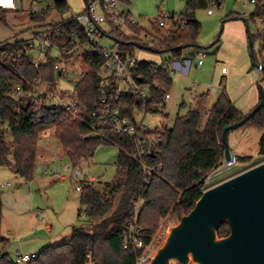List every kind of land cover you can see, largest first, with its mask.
I'll return each mask as SVG.
<instances>
[{
	"label": "trees",
	"instance_id": "trees-1",
	"mask_svg": "<svg viewBox=\"0 0 264 264\" xmlns=\"http://www.w3.org/2000/svg\"><path fill=\"white\" fill-rule=\"evenodd\" d=\"M123 1L130 4V0ZM210 2L221 4L223 0H186L184 10L176 16L185 22L169 28H161L152 22L151 31H148L137 22L128 23L121 48L134 55V48L137 47L134 43H137L141 49L150 52L168 51L174 56L180 55L184 49L181 46H197L201 23L196 19L195 11L207 7ZM252 3L253 10L242 20L247 27L248 38L252 42L260 40V48L263 49L264 0ZM54 6L61 13L67 10L64 0H54ZM4 10L0 8V11ZM32 17L38 18L37 15ZM257 21H261L263 27L255 34L249 33L248 24ZM54 44L69 60L82 58L86 65V75L73 92V97L84 109L83 115L72 118L60 107L41 106L35 111L26 93L15 97V87H26V81L39 72L46 80L56 79L54 61L48 56L38 70L28 61L27 41L1 44L0 166L12 167L20 177L32 179L37 164V141L42 131L52 129L72 167L92 159L99 145L115 144L118 147L116 172L101 187L86 177L77 182L81 186L80 219L72 227L68 241L46 246L37 258L25 264H135L140 250L132 245L123 246L124 231L131 224L144 226V242L148 243L162 219L177 223L201 195L206 176L223 164L225 146L222 130L241 120L250 110L246 113L240 111L225 90L220 92L210 108L207 107V92L196 95L188 112L178 115L171 127L163 125L140 133V137L153 141L152 152L141 161L133 156L134 139L112 133L103 137L93 135V125L99 121L91 114L99 97L97 70L106 57L89 47L84 38L80 41L84 48L81 55L75 53L77 43L69 36L54 40ZM251 58L254 64L264 65V56H260L259 60L251 51ZM260 71L264 80V69ZM131 72L139 83L150 85V98H135L124 91L119 98L111 99L112 104L130 117L137 112L153 111L157 105L163 104L171 82L169 68L164 66V62L140 60ZM112 90V87L108 89L109 95ZM65 96L66 93L61 98ZM247 124L262 131L258 154L264 156V105L240 128ZM230 131L227 132V141ZM239 159L248 162L251 158L237 157V161ZM1 215L0 200V224ZM228 232L227 224H222L218 236H225ZM0 240L5 243L1 233ZM0 252V264H16L4 246Z\"/></svg>",
	"mask_w": 264,
	"mask_h": 264
},
{
	"label": "rangeland",
	"instance_id": "rangeland-1",
	"mask_svg": "<svg viewBox=\"0 0 264 264\" xmlns=\"http://www.w3.org/2000/svg\"><path fill=\"white\" fill-rule=\"evenodd\" d=\"M67 1L74 11L82 10V0ZM185 1L130 0V4L120 3L119 7L130 10L133 19L143 29L151 31L152 22L159 14L173 13L178 16L184 10ZM52 4L53 0H18L16 10L0 11V45L18 40L32 41L36 31L45 25L59 22L67 15L64 12H59ZM253 8L254 5L250 0H223L221 4L210 2L207 7L198 8L195 11V17L201 23V31L197 37V46L184 48L179 56H173L168 51L154 53L139 47L134 48L135 57L141 60L156 63L167 60L170 65L171 82L168 90L170 98L165 102V105H157L153 111L142 114V123L145 126L151 129L163 125L171 127L178 115H185L188 112L194 97L205 92L209 94L208 108L212 106L221 90L226 91L237 108L241 110L246 108L249 96L253 91L257 93V85L262 86L264 81L257 73L258 69L253 65L251 58L252 51L260 60V56H264V48H260V40H255L253 46L249 47L247 27L242 20L243 17L251 13ZM208 9L211 10V13L207 12ZM34 12L38 18L32 17ZM41 12H44L43 16L39 14ZM236 17L237 19L234 20L233 18ZM262 27L261 21L248 24L251 34H255ZM197 52L203 53L201 57L203 64L199 66L197 61L200 57L196 55ZM173 62H178L180 67L185 70L173 67ZM222 67L228 69L225 75L221 72ZM256 83L258 84L256 85ZM60 89L71 90L72 85L66 82ZM261 132L259 128L249 124L230 131L228 144L231 151L238 158L250 157L251 159L248 162L239 159L235 165L221 170L214 175L212 183L264 160V156L258 154V140ZM61 154H63V149L54 136L53 130L42 131L37 141L35 175L41 174V161L45 162L51 159L53 170H56L54 164L57 161L62 166L67 164L68 161L67 159L65 161V157L57 158V156L61 157ZM117 155L118 147L115 144L99 145L95 149L92 159L81 163L82 176L85 174L86 178L96 181V185L101 187L113 178L116 172ZM1 171L0 179H10L14 187L21 179L16 174L5 177L6 175H2ZM68 175L70 176L71 192L79 196L80 193L75 190L77 179L70 172ZM47 194L55 197L54 192L50 190ZM141 205L142 203H140ZM79 217L78 219H80ZM72 219L73 223L77 222L75 214ZM174 224L172 220H161L158 229L152 236L156 250L162 244L170 226Z\"/></svg>",
	"mask_w": 264,
	"mask_h": 264
},
{
	"label": "built area",
	"instance_id": "built-area-1",
	"mask_svg": "<svg viewBox=\"0 0 264 264\" xmlns=\"http://www.w3.org/2000/svg\"><path fill=\"white\" fill-rule=\"evenodd\" d=\"M65 15L59 22L48 24L34 33V39L27 41L28 61L31 66L38 69L41 64L50 56L53 59V68L57 74L56 79L46 80L39 72L37 76L31 80H27L26 87L18 85L14 89V96L18 97L22 93H26L31 98V104L35 111L41 106L60 107L67 112L72 118H79L83 115L84 109L80 102L73 97L75 86L86 75V65L83 59L69 60L55 44L54 40H59L65 36L72 38L77 43L75 53L81 55L84 48L80 45L81 38L85 43L97 52L103 53L106 57L103 64L97 70L99 76L98 87L99 97L98 103L92 111V115L99 119L96 125H93V135L103 137L109 133L125 135L135 140L134 157H138L141 161L143 157L152 152L153 141L151 138L140 137L143 131L152 130L142 123L143 112H137L135 116L130 117L125 114L119 107L112 104L113 98H119L120 94L128 91L135 98H150V85L139 83L132 75L131 69L136 66L141 59L130 54L129 51L121 48V43L125 33L127 32V24H134L132 13L129 10L119 7V0H82V10L74 11L67 0ZM254 0H251L253 2ZM54 6V0L53 4ZM0 8L5 10H16L18 8V0H9L4 2L0 0ZM211 13V10H207ZM36 13L34 12L33 15ZM41 16L44 12L39 13ZM172 13L160 14L154 23L161 28H169L172 25L184 23ZM117 32H116V31ZM199 58L198 64L202 63L201 57L203 53L197 52ZM164 66L169 68L168 62ZM226 68H222L225 72ZM258 70V74H260ZM69 82L72 89H60L64 83ZM113 88L110 95L108 89ZM66 93L64 99L62 95ZM170 98L167 93L164 96L163 104ZM160 105V104H159ZM49 130V129H46ZM83 137V136H82ZM237 163V157L232 153L229 160H224L223 164L212 171L204 179V188L212 185L213 177L221 170L231 167ZM144 164V163H143ZM145 168V164H144ZM66 172H70L77 179V182L85 176H82L80 166L72 167L69 163L65 167ZM9 183H1L0 188L8 186ZM202 189V190H203ZM75 190L79 192L81 186L79 183L75 185ZM144 226L131 224L124 231L123 246L127 248L129 245L139 249L140 252L136 257L135 264H145L154 255L156 248L153 244V237L148 243L144 242ZM4 243L0 240V251ZM1 253V252H0ZM38 257L35 252L16 251L13 256V262L16 264H25L26 262ZM89 258V254L87 255ZM171 264H179L172 261Z\"/></svg>",
	"mask_w": 264,
	"mask_h": 264
},
{
	"label": "water",
	"instance_id": "water-1",
	"mask_svg": "<svg viewBox=\"0 0 264 264\" xmlns=\"http://www.w3.org/2000/svg\"><path fill=\"white\" fill-rule=\"evenodd\" d=\"M249 46H253L248 38ZM137 47L141 46L134 43ZM189 45H183L182 48ZM258 70L264 65L254 64ZM264 105V90L258 103L239 121L221 133L224 160L232 151L227 132L237 129ZM227 224L229 232L219 237ZM264 264V160L202 190L194 206L182 214L152 258L145 264Z\"/></svg>",
	"mask_w": 264,
	"mask_h": 264
},
{
	"label": "crops",
	"instance_id": "crops-1",
	"mask_svg": "<svg viewBox=\"0 0 264 264\" xmlns=\"http://www.w3.org/2000/svg\"><path fill=\"white\" fill-rule=\"evenodd\" d=\"M120 3L126 4L123 0H119ZM233 19L235 20L237 17ZM202 64H198L197 61L198 66ZM173 67L181 68L178 62H173ZM181 69L185 70L184 68ZM227 72L228 69L222 73L225 75ZM257 89V93L253 91L249 96L246 108L243 110L238 108L240 111L246 113L257 104L260 93L264 90V81L262 86L257 85ZM62 157L65 156L63 154L61 157L57 156L60 159ZM64 159L66 161V157ZM40 163L41 174L34 175L30 180L21 177L15 187L11 184L10 179H0V184L9 183L8 186L0 188V200L2 202L0 233L5 239L4 249L8 253L11 252L9 253L10 256H13L16 251L39 254V251L48 245L67 242L72 227L79 221L77 216V210L80 208L79 196L71 192L69 172L64 169L68 163L62 166L57 161L54 164L56 170L52 169L51 159ZM3 167L6 169L3 170ZM0 171L2 175H6L5 177L16 174L14 169L9 166H0ZM84 176L86 175L84 174ZM49 190L54 192L55 197L47 194ZM74 214L77 219L76 223L72 221Z\"/></svg>",
	"mask_w": 264,
	"mask_h": 264
},
{
	"label": "snow or ice",
	"instance_id": "snow-or-ice-1",
	"mask_svg": "<svg viewBox=\"0 0 264 264\" xmlns=\"http://www.w3.org/2000/svg\"><path fill=\"white\" fill-rule=\"evenodd\" d=\"M4 2H9V0H4Z\"/></svg>",
	"mask_w": 264,
	"mask_h": 264
}]
</instances>
